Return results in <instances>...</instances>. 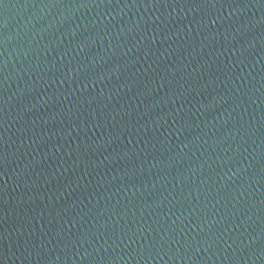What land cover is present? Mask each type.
Wrapping results in <instances>:
<instances>
[{
    "label": "water",
    "instance_id": "water-1",
    "mask_svg": "<svg viewBox=\"0 0 264 264\" xmlns=\"http://www.w3.org/2000/svg\"><path fill=\"white\" fill-rule=\"evenodd\" d=\"M0 264H264V0H0Z\"/></svg>",
    "mask_w": 264,
    "mask_h": 264
}]
</instances>
